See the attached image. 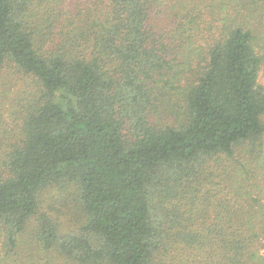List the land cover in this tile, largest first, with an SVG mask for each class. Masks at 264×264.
Returning a JSON list of instances; mask_svg holds the SVG:
<instances>
[{
  "label": "trees",
  "instance_id": "trees-1",
  "mask_svg": "<svg viewBox=\"0 0 264 264\" xmlns=\"http://www.w3.org/2000/svg\"><path fill=\"white\" fill-rule=\"evenodd\" d=\"M263 66L264 0H0V264H264Z\"/></svg>",
  "mask_w": 264,
  "mask_h": 264
},
{
  "label": "rangeland",
  "instance_id": "rangeland-1",
  "mask_svg": "<svg viewBox=\"0 0 264 264\" xmlns=\"http://www.w3.org/2000/svg\"><path fill=\"white\" fill-rule=\"evenodd\" d=\"M12 70V69H11ZM11 75L12 74H9L8 76H7V78H6V80L7 79H9L10 77H11ZM19 77V76H18ZM5 80V82H4V85L3 84H0V90L1 91H3V90H5V89H7V87L6 86H14L13 87V89L12 90H9L8 91V93H13L15 90H20L19 89V86H20V84H22L23 83V80H19V79H15V80H13V81H11L10 83H7V81ZM261 80L263 81V83H264V66H263V70H262V72H261ZM7 83V84H6ZM16 86V87H15ZM6 92H7V90H6ZM2 103L0 104V107L1 106H3V110L2 111H6V107L5 106H7V104L10 102V97H7L6 96V100L3 102V100H0ZM1 111V114L2 113H4V112H2ZM11 116H9L8 114H6L5 113V116L4 117H2V118H4L3 120H2V118H1V121L5 124L4 126H10L11 124H10V118ZM48 202H52L51 200H49ZM53 204V203H52ZM54 205V204H53ZM55 210H56V214H57V216H59V218H60V220L62 221V223L64 224V228L65 229H70V228H73V226L75 225V224H77V222H76V218H75V212L74 211H67L65 208H63L61 205H57L55 208H54ZM69 218H71V220L72 221H70L69 220ZM3 240V237H0V241H2ZM4 248H3V246L2 245H0V260H2L4 257H3V255H4Z\"/></svg>",
  "mask_w": 264,
  "mask_h": 264
}]
</instances>
